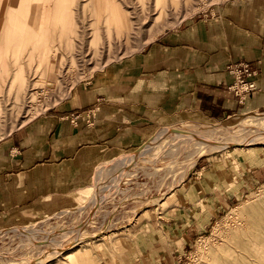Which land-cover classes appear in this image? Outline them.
<instances>
[{
	"label": "crops",
	"instance_id": "crops-1",
	"mask_svg": "<svg viewBox=\"0 0 264 264\" xmlns=\"http://www.w3.org/2000/svg\"><path fill=\"white\" fill-rule=\"evenodd\" d=\"M102 17L111 23L100 27L104 37L107 31L113 36L116 17ZM120 45L97 52L117 57L135 49ZM136 50L109 63L114 57L106 55L105 66L69 87L65 97L12 132L2 131L10 133L0 139V225L27 224L73 206L98 164L135 149L154 127L264 112V0H227ZM92 52L83 51L84 60ZM53 55L47 77L55 73ZM238 60L258 71L257 88L244 99L228 88L234 78L226 65ZM263 179L264 144L228 159L201 158L170 191L161 215L145 222V245H188L240 192Z\"/></svg>",
	"mask_w": 264,
	"mask_h": 264
},
{
	"label": "rangeland",
	"instance_id": "rangeland-1",
	"mask_svg": "<svg viewBox=\"0 0 264 264\" xmlns=\"http://www.w3.org/2000/svg\"><path fill=\"white\" fill-rule=\"evenodd\" d=\"M88 1L64 0L65 6L71 12V17L65 36L59 38L61 36L59 34L52 47L53 53L55 52L53 77H47L44 71L46 62L41 60L37 50L32 52L30 45L24 49L23 46L20 49V45L9 46L7 53H11L6 54L8 56L5 63L2 62L3 65L0 63V101H3V104L0 103V139L23 124H20V120L26 118L28 121L65 97L67 94L62 96L65 85L71 87L77 82L84 81L105 66L102 64L92 67L93 64H88L90 62L82 57L85 50H93L92 60L100 56L97 52L98 43L95 44L91 40L94 32L92 24L96 23L99 27L111 24L106 17H100L98 21H95L91 16L93 7L86 5ZM225 1L227 0L209 4L208 0H191L196 10L187 14L180 22L164 27L151 40L180 24L209 15L214 8ZM123 2L126 11L133 3L130 0H123ZM32 3L35 5L37 2L32 0ZM81 4L86 6L82 7ZM140 5L141 2L135 0V6ZM9 6L11 10L16 11L20 4L18 2ZM185 6L182 1L174 0L170 11L171 13L181 11ZM163 19H171L169 11L165 13ZM20 21L21 18L18 17L16 22L20 23ZM150 24L151 22L148 25ZM136 27L135 22V29L129 32L118 31L119 36L117 35L116 38L120 41L116 42L121 43L120 48L128 50L135 45V50L111 58L108 63L137 51V43L144 38L148 27L144 26V31L141 33ZM90 30L92 35H89ZM102 31L104 33V30ZM19 50H22L21 54ZM109 51V54L113 55V52ZM12 53L13 56H11ZM72 55H74L73 59ZM106 55L102 59L105 60ZM90 56L86 55L85 58ZM62 66L65 69L58 76L56 70ZM31 83H36V86L33 87ZM25 88L26 93H23ZM33 92L36 97L30 99L29 95ZM255 116H264V112L233 115L222 121L188 120L154 127L141 145L153 140L157 135L158 139L152 143V147L136 156L133 164L126 166L128 171L118 177L120 184L117 182L113 185L111 180L112 174L117 169L109 170V172L107 170L108 173L101 178H97V170L104 165L110 167L121 156L134 154L141 145L98 164L93 169L89 182L81 190L80 197L68 209H62L27 224H1L0 264H76L73 262L81 258L83 261L79 260L77 264H83L85 261L84 264H208L207 260L211 257V252L216 250L222 234L229 230L241 215L235 207L240 204L241 206L264 204V179L253 183L246 191L240 192L236 196L235 203L223 211L203 235L195 237L188 245L179 246L172 243L164 249L145 245L147 240L143 234L149 233V230L145 228V222L157 219L161 215L166 202L170 201V191L197 168L201 158L206 160L207 157L223 156L228 159L233 156V152L246 151L249 147L264 144V136H261L243 146L232 143L227 147L214 145L219 143L214 141L239 142L250 136L254 130L257 133L262 128L250 125V121ZM12 126L9 133L2 134V131ZM165 128L168 131L161 133ZM171 128L197 134L193 137L177 135L175 131H169ZM198 134L209 135L207 137L211 138L212 142H199ZM34 230L37 233L33 239L28 231ZM202 240L203 246L200 248ZM39 260L42 261L38 263Z\"/></svg>",
	"mask_w": 264,
	"mask_h": 264
},
{
	"label": "bare ground",
	"instance_id": "bare-ground-1",
	"mask_svg": "<svg viewBox=\"0 0 264 264\" xmlns=\"http://www.w3.org/2000/svg\"><path fill=\"white\" fill-rule=\"evenodd\" d=\"M35 1L37 3L34 5L32 0H0V63L2 64L3 61L5 63L6 57L9 55V53H11H7L9 46L13 45L16 47L17 45H20V49L22 46L24 49L26 46L30 45L32 52L37 50L41 56V60L46 62V69L44 70L46 73L50 64L53 44L59 37V34L61 35L59 38L65 36V32L68 27V21L71 17V12L65 6L64 0ZM131 1L133 3L128 6L127 11L124 10L123 0H89L86 5H91L93 7L91 16L93 19H95V21H98L99 18L105 14L109 16H115L117 20L115 23L117 31H131L135 29V22L137 24V31L140 33L141 31H144V26H147L148 29L145 30L144 38L140 39L137 43V49L143 47L147 42L154 38L155 34L161 32L164 27L179 22L181 19L186 17L187 14H191V12L196 10V7L194 8L195 4L192 3L191 0H180L185 3V8L181 11H175L173 13H171L170 7L174 0H139L141 2L139 7L135 6V0H130V2ZM214 1L217 2L219 0H208V3L211 4L210 2L213 3ZM18 2L20 4L18 10H11V6L9 5L18 4ZM86 5L81 4L82 7ZM168 11L171 19H163L165 13ZM18 17L21 18L20 23L16 22ZM149 22H151L150 25H148ZM92 27L94 29L92 42L100 43L99 48L101 51L105 49L107 44L109 46L112 43L120 42L116 39L119 36L117 32L112 36L111 32L107 31L106 36L104 37V34L102 33L103 31L96 23L92 24ZM129 49L131 50L132 48L129 47ZM19 51L21 54L22 50ZM87 55L90 56L91 54L88 53ZM11 56H13V53ZM114 56L115 54L111 55L108 53L107 59ZM103 57L104 54L100 53L98 58L93 59L94 66L101 65ZM92 58L93 56L91 55L87 60H91ZM31 85L35 87L36 83H31ZM26 90L27 89L25 88L23 93H26ZM64 90L65 93H62L63 95L68 92L69 86H66ZM18 94L16 96H18ZM29 96L30 99H34L36 97L34 92ZM2 102L0 101V103ZM25 121L26 118L20 120V124L24 123ZM250 125L262 129H260L257 133H255L256 130H254L250 136H245L247 137L246 139L243 138L245 140L242 139V141L239 142L215 141L219 143H215L214 145L227 147L232 143L243 146L245 144L254 142V140L261 136H264V116H255L250 121ZM12 128L13 126L9 129V131ZM244 129L249 130L248 128ZM167 131L168 129L165 128L161 131V133ZM194 133H192V131H188V133L176 132L177 135H186L188 137L196 136L197 133ZM198 135L200 136V139L198 140L199 142L207 143L211 141V138L207 137L209 135ZM157 139L158 135L155 136L153 140H150L147 144H145L137 154L121 156L116 162H114V164L110 166L111 168L109 165H104V167L97 170V178L104 176L105 173H107V170L109 172V170L117 169L116 172L112 174L111 178V180H113V185H116L119 181L118 177L123 176V174L128 171L126 166L128 167L130 164H133V162H135L136 156L138 157L143 151L152 147V143H154V141ZM118 166L119 168H116ZM100 197L102 198L103 196ZM235 210H239L241 215L238 216L236 223L232 225L229 230L222 234V238L218 243L216 250L213 253L211 252L212 255L210 254L211 257H209L207 260L208 264H264V204L261 206H241L240 204L235 207ZM28 233L29 236L34 239L37 231H28ZM202 246L203 240L201 242L200 248ZM81 259L75 260L73 263L76 262L77 264V261H83ZM41 261L42 260H39L38 263Z\"/></svg>",
	"mask_w": 264,
	"mask_h": 264
},
{
	"label": "built area",
	"instance_id": "built-area-1",
	"mask_svg": "<svg viewBox=\"0 0 264 264\" xmlns=\"http://www.w3.org/2000/svg\"><path fill=\"white\" fill-rule=\"evenodd\" d=\"M226 68L234 78L228 88L240 99L246 98L257 88L258 71L249 61H232L226 65Z\"/></svg>",
	"mask_w": 264,
	"mask_h": 264
},
{
	"label": "water",
	"instance_id": "water-1",
	"mask_svg": "<svg viewBox=\"0 0 264 264\" xmlns=\"http://www.w3.org/2000/svg\"><path fill=\"white\" fill-rule=\"evenodd\" d=\"M169 131H175V132H181V133H188V131H186V130H183V129H178V128H171V129H169ZM198 137V136H197ZM198 139H200L199 137H198ZM149 141H147V142H145L143 145H141L140 147H138L135 151H134V154H137L140 150H141V148H143V146L145 145V144H147ZM209 142H212V141H209ZM215 142V141H214ZM239 145V144H238Z\"/></svg>",
	"mask_w": 264,
	"mask_h": 264
}]
</instances>
